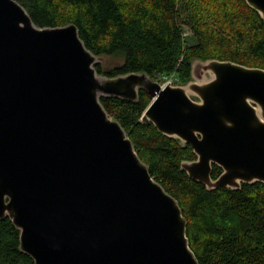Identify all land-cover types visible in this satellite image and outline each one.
Returning a JSON list of instances; mask_svg holds the SVG:
<instances>
[{
    "label": "water",
    "instance_id": "water-1",
    "mask_svg": "<svg viewBox=\"0 0 264 264\" xmlns=\"http://www.w3.org/2000/svg\"><path fill=\"white\" fill-rule=\"evenodd\" d=\"M244 1L264 22V0ZM95 57L75 25L38 28L0 0V219L35 264H198L178 203L100 98L132 102L144 90L140 122L192 148L187 177L238 190L264 184V70L195 59L175 86L99 76Z\"/></svg>",
    "mask_w": 264,
    "mask_h": 264
},
{
    "label": "trees",
    "instance_id": "trees-1",
    "mask_svg": "<svg viewBox=\"0 0 264 264\" xmlns=\"http://www.w3.org/2000/svg\"><path fill=\"white\" fill-rule=\"evenodd\" d=\"M38 28L75 25L96 57L116 61L93 65L99 76L145 73L163 84L190 80L195 59L230 61L264 70V22L244 0H14ZM190 35H185V30ZM151 102L144 91L135 101L101 97L152 179L178 203L188 245L198 264H264V184L206 191L181 170L195 156L140 118ZM221 174L212 167V179ZM0 264H35L20 249V232L0 219Z\"/></svg>",
    "mask_w": 264,
    "mask_h": 264
},
{
    "label": "rangeland",
    "instance_id": "rangeland-1",
    "mask_svg": "<svg viewBox=\"0 0 264 264\" xmlns=\"http://www.w3.org/2000/svg\"><path fill=\"white\" fill-rule=\"evenodd\" d=\"M190 34H191L190 31L186 29L185 30V35L189 36ZM95 63H100L105 68H108L109 66L112 67L113 65H115L116 61L112 60L111 58H106V57H101V58H96L95 57ZM157 83H159V82H157Z\"/></svg>",
    "mask_w": 264,
    "mask_h": 264
},
{
    "label": "built area",
    "instance_id": "built-area-1",
    "mask_svg": "<svg viewBox=\"0 0 264 264\" xmlns=\"http://www.w3.org/2000/svg\"><path fill=\"white\" fill-rule=\"evenodd\" d=\"M173 76H170V77H165V78H163L164 79V81H165V83H172L173 82Z\"/></svg>",
    "mask_w": 264,
    "mask_h": 264
},
{
    "label": "flooded vegetation",
    "instance_id": "flooded-vegetation-1",
    "mask_svg": "<svg viewBox=\"0 0 264 264\" xmlns=\"http://www.w3.org/2000/svg\"><path fill=\"white\" fill-rule=\"evenodd\" d=\"M173 85H174V84H173ZM178 85H179V84H178ZM178 85H175V86H178ZM192 100L197 101L198 99L192 97ZM186 146H188V145H186ZM189 147H190V146H189ZM192 152H193V150H192ZM194 156H195V155H194ZM195 159H196V157H195ZM195 159H194V160H195ZM192 161H193V160H192ZM213 166H216V165H212V167H213ZM211 177H212V174H211Z\"/></svg>",
    "mask_w": 264,
    "mask_h": 264
}]
</instances>
